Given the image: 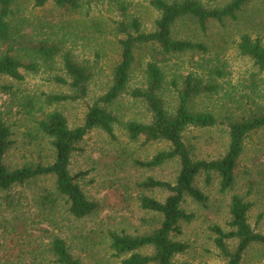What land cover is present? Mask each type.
<instances>
[{
    "label": "rangeland",
    "instance_id": "rangeland-1",
    "mask_svg": "<svg viewBox=\"0 0 264 264\" xmlns=\"http://www.w3.org/2000/svg\"><path fill=\"white\" fill-rule=\"evenodd\" d=\"M19 1L24 5L23 9L27 10L25 16L35 22L39 17L47 16V12L37 9L31 12L30 0ZM202 1L207 6H222L229 0ZM121 2L126 6L127 17H140L142 29L150 31L154 28L158 13L149 5V0H82L81 9L69 16L70 19L78 20L77 25L63 30L71 34V41L66 43L65 48L71 50L74 59L92 73L85 99L44 103L43 110L60 111L70 128L83 123L88 106L111 85L113 68L119 59L113 21L125 19L121 14ZM50 9V5L46 7V10ZM244 12H241L237 21L211 23L205 35L198 30L193 20L175 23L174 38L203 42L208 47L206 53L187 51L156 53L153 56L149 46L136 49L128 87L108 108L116 116L114 137L100 129H92L77 144V150L71 156L70 172L83 173L80 184L87 197L96 204V209L85 218L74 219L66 213V204L60 199L53 214L45 216L53 218L49 224L40 222L42 216L38 215L39 209L32 200L43 188L53 189L51 177L41 178L29 187L13 191L21 195L22 202L13 208L7 206L6 200L2 198L0 263L10 259L28 264L29 259H18L17 256L27 255L26 252L19 254L20 249L21 253L28 251L40 241L48 242V235L58 234L66 239L70 252L84 264L96 261L101 264H122L121 260L127 255L114 256L108 246L106 231L138 235L159 226L160 215L142 209L138 197L142 193L163 200L167 193L159 189H144L140 183L147 177L173 181L179 164L174 160L159 167L146 168L134 163V160H148L167 146L161 142L145 143L143 137L129 139L125 129L128 121L147 123L150 120L145 104L134 98L131 92L136 88L144 89L146 64L153 56L164 71L165 80L160 95L170 112L177 102L176 89L183 87L188 75L201 79L205 85L216 87L212 92L194 97L192 107L196 111H209L223 119L226 114L234 117L248 113L249 106L254 105L255 101L263 105L264 98L259 95L264 94V71H260L249 57L238 52L235 41L240 33L249 30L252 37L260 35L264 43V3L255 4ZM60 14L61 11H55L56 16ZM56 16L49 23L63 25L56 22ZM93 20L102 24L94 26ZM26 31L29 34L33 30L30 27ZM53 38L57 37L53 35ZM58 61L57 58L54 64H41L36 72L20 69L22 81L6 76L0 80L3 85L10 87L9 90L0 91V117L11 126L13 142L6 159V163L11 166L49 163L53 159L48 137L36 127L40 113L34 110L28 114L26 105L30 97L41 104L45 94L71 92L67 85L51 80L54 75H63ZM184 140L191 147L195 159H218L226 151L227 126L222 123L204 128L189 127L184 132ZM204 177L202 173L196 179L195 186L206 196L205 202L200 204L189 198L184 203L185 209L194 217L182 224V234L178 239L186 243L187 248L173 257V264H226L213 245L210 226L217 224L223 230H229L228 210L232 194H238L251 203L249 224L256 232L264 233V128L252 132L246 138L231 190H220L216 174L211 173L207 182ZM226 243L230 249H234L237 240H227ZM138 252L150 255L153 250L147 247ZM240 264H264L261 247L250 246Z\"/></svg>",
    "mask_w": 264,
    "mask_h": 264
},
{
    "label": "trees",
    "instance_id": "trees-1",
    "mask_svg": "<svg viewBox=\"0 0 264 264\" xmlns=\"http://www.w3.org/2000/svg\"><path fill=\"white\" fill-rule=\"evenodd\" d=\"M29 2L31 12L37 9L47 12V16L39 17L35 22L31 17L25 16L27 10L23 9L24 5H21L19 0H0V80L6 76L22 81L20 69L36 72L41 64H54L58 58L63 75H54L51 80L67 85L71 92L45 94L41 104L33 97L27 100V113L32 114L34 110L40 113V117L36 119V127L49 139L53 151V159L49 163H25L21 166L6 163L13 140L11 126L0 117V216L2 198L6 200L7 206L15 208L22 202V197L13 191L29 187L41 178L51 177L53 189L43 188L32 200L39 209L38 215L42 216L40 222L51 224L53 218L45 216L53 214L60 199L66 204V213L74 219L85 218L96 209V204L87 197L80 184L83 173L70 172V160L72 153L77 150V144L90 130L97 128L114 137L113 125L116 116L108 108L128 87L136 49L149 46L153 56L156 53L187 51L206 53L208 47L203 42L174 38L172 34L175 23L185 19L193 20L198 30L205 35L211 23L237 21L241 12L255 4H263L264 0H229L222 6H207L202 0H149V5L158 13L154 19V28L150 31L142 29L140 17H127L126 6L121 2V14L125 19L113 21L119 59L113 68L111 85L88 106L83 123L74 128L68 126L60 111L43 110V106L44 103L83 100L88 94L92 73L74 59L71 50L65 48L66 43L71 41V34L63 31L71 25L73 28L77 25L78 20L70 19L69 16L81 9L82 0ZM49 5L51 9L46 10ZM57 10L61 11V14L56 16ZM54 16L57 17L56 22L63 25L49 23ZM100 24L102 23L93 20L94 26ZM30 27L33 31L28 34L26 30ZM248 31L240 33L235 41L236 48L241 55L249 57L260 71H264L262 37H252ZM53 35L57 38L54 39ZM153 56L146 64L144 89L136 88L131 92L134 98L145 104L150 120L147 123L128 121L125 129L130 140L143 137L145 143L161 142L167 146L146 161L134 160L136 165L154 168L176 160L179 169L173 181L147 177L140 183L144 189H159L167 193L163 200L142 193L138 197L142 209L160 215L161 220L157 228L138 235L115 230L106 231L108 246L114 256L127 255L121 260L122 264H173V257L187 248V244L178 239L182 234V224L190 222L194 217L185 209L184 203L189 198L200 204L206 200V196L195 186L196 179L203 173L207 182L213 173L219 178L221 191L231 190L236 181L238 163L246 138L252 132L264 128V104H257L256 101L254 105L249 106L248 113L234 117L226 114L223 119L209 111H196L192 107L194 97L204 92H212L216 87L212 84L205 85L201 79L192 75L186 77L181 89H176L177 102L170 112L160 95L165 80L164 71ZM9 89V86L0 82V91ZM259 97L264 98V94ZM222 123L226 124L228 135L223 156L212 160L195 159L191 147L184 140L185 130L189 127L204 128ZM250 208V202L238 194H232L228 210L229 230L225 231L217 224L210 226L213 245L226 260V264H240L245 252L252 245H259L264 256V233L256 232L249 224ZM48 236V242L40 241L22 253L20 249L19 254L26 252L27 255L17 256L18 259H29L28 264H84L70 252L64 237L58 234ZM231 239L237 240L234 249H230L226 243ZM147 247L152 248V254L138 252ZM16 263L21 264L10 259L0 264ZM92 264L101 263L96 261Z\"/></svg>",
    "mask_w": 264,
    "mask_h": 264
}]
</instances>
